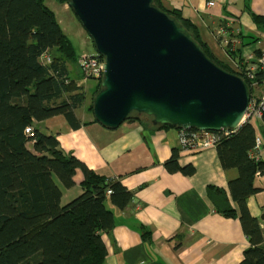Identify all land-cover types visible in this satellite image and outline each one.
<instances>
[{"label": "trees", "instance_id": "16d2710c", "mask_svg": "<svg viewBox=\"0 0 264 264\" xmlns=\"http://www.w3.org/2000/svg\"><path fill=\"white\" fill-rule=\"evenodd\" d=\"M154 2L177 19L215 63L241 77L240 69L219 59L198 26L180 9H169L160 0ZM253 18L258 25L264 21V16L257 14ZM225 48L243 68L246 58L234 49L231 39ZM96 56L104 60L102 55ZM79 57L46 0H0V264H101L107 254L102 236L115 224L109 204L124 208L133 198V191L120 179L98 174L66 152L56 135L34 126L57 115L64 116L73 129L89 123L76 114L86 101L84 87L77 79L86 76H74L69 64H78ZM101 78L94 96L100 90ZM89 110L93 111L92 103ZM151 120L138 113L126 119L145 126L171 127ZM28 126L33 128V136L26 133ZM255 141V129L245 122L227 135L221 134L216 143L222 166L238 170L229 187L250 241L242 264H264L260 223L247 206L248 196L259 191L254 186L256 172L264 174V160L250 156ZM178 158L174 149L166 161L168 170L192 174L194 166H180ZM79 170L83 173L81 192L63 203L61 185L73 187ZM208 193L214 199L222 196L223 203H216L219 212L236 215L226 205L223 190L209 186Z\"/></svg>", "mask_w": 264, "mask_h": 264}, {"label": "crops", "instance_id": "0c3cea01", "mask_svg": "<svg viewBox=\"0 0 264 264\" xmlns=\"http://www.w3.org/2000/svg\"><path fill=\"white\" fill-rule=\"evenodd\" d=\"M50 1L57 10L47 0L46 4L66 33L63 18H75L70 15L73 11L68 3ZM160 1L169 9H180L198 26L216 56L235 67L236 56L232 57L220 42L217 31L222 27L230 33L233 47L241 57L256 56L264 48V21L258 25L253 18V14L264 16V0H213L214 6L208 5L209 0ZM79 35L86 47L89 37L82 27ZM83 53L86 52L78 55ZM79 76L82 75L79 73ZM89 78L98 81V77ZM77 80L86 93L84 83L88 78ZM95 90L88 105L84 103L76 110L82 122L89 123L73 129L64 116L57 115L35 122L34 126L46 134L56 135L66 152L77 156L98 174L120 179L133 191L126 207L109 204L115 224L110 233L102 236L107 254L101 264H242L250 241L240 220L239 204L229 187L230 181L238 177V170L222 166L216 145L200 150L184 147L179 128L145 126L139 121H124L117 128H108L95 117H82L86 110L90 111ZM174 149L179 152L180 166H194L192 174L168 170L166 161ZM260 160H264V150ZM82 179L83 173L79 170L73 188H66L68 199L81 192ZM209 186L225 192L226 205L236 211L235 216H226L217 210L216 203H223L222 196L218 194L216 199L210 196ZM254 186L259 191L248 196L247 206L259 220L262 231L264 174L261 171L255 174ZM64 194L62 202L66 203L69 200H63Z\"/></svg>", "mask_w": 264, "mask_h": 264}, {"label": "water", "instance_id": "95a60500", "mask_svg": "<svg viewBox=\"0 0 264 264\" xmlns=\"http://www.w3.org/2000/svg\"><path fill=\"white\" fill-rule=\"evenodd\" d=\"M67 3L104 57L92 101L97 122L117 128L138 113L182 130L232 131L245 123L246 81L215 63L154 0Z\"/></svg>", "mask_w": 264, "mask_h": 264}, {"label": "built area", "instance_id": "2783aa9c", "mask_svg": "<svg viewBox=\"0 0 264 264\" xmlns=\"http://www.w3.org/2000/svg\"><path fill=\"white\" fill-rule=\"evenodd\" d=\"M215 1L209 0L208 5L214 6ZM220 35V42L224 46H228L230 43V35L227 29L221 28L218 31ZM48 60L49 56L45 55ZM44 58V59H45ZM43 61V60H42ZM246 64L243 68L237 65L240 69L241 77L249 81L250 87V103L248 110L245 114L244 122L250 123L256 132V141L254 147L251 149V156L254 157L256 161L260 160L264 150V48L260 49L258 55L254 56L250 54L245 59ZM80 69L84 75L89 77H100L102 75L103 62L100 58L96 56H90L86 53L80 55L78 59ZM261 87L263 90L258 91ZM26 133L30 136L34 135L33 128L31 126L26 127ZM181 133V142L184 147L196 148L198 150L204 149L206 147L215 146L218 137L221 134L227 135L230 130L224 131H209V130H195L189 134ZM107 193H111L108 190ZM264 238V225L261 231Z\"/></svg>", "mask_w": 264, "mask_h": 264}, {"label": "rangeland", "instance_id": "374dc122", "mask_svg": "<svg viewBox=\"0 0 264 264\" xmlns=\"http://www.w3.org/2000/svg\"><path fill=\"white\" fill-rule=\"evenodd\" d=\"M47 2L49 3V6L50 7H52V8H54V9H56L57 10V7H56V5H52L51 4V1L50 0H47ZM71 15V17H75V18H73V19H75V20H73V19H71L70 20V18L69 17H64L63 18V21H64V23H63V26H64V28H65V31H66V33H67V35L69 36V38L72 40V42H73V45H74V49H75V51H76V53L77 54H80L82 51H84V52H86V54H88V55H90V56H96V49H95V47H94V45H93V42H92V40H90L91 39V37L89 36V34L86 32V30L84 29V27L82 26V24H81V22L79 21V19L77 18V16L74 14V12H73V14L71 13L70 14ZM73 15V16H72ZM68 19V20H67ZM69 24V25H68ZM80 27H82L84 30H85V33L87 34V37H89L88 38V45L85 47L83 44H82V42H83V39L81 38V35H79V29H80ZM89 52H92L93 54H90ZM97 57V56H96ZM98 58H100V57H98ZM219 58V57H218ZM101 59V58H100ZM220 59V58H219ZM102 61H103V59H101ZM222 60V59H221ZM223 61V60H222ZM225 62V61H224ZM78 64H79V62H78ZM78 64H69V67L73 70V74H74V76H77V74L79 75V73L82 75V74H84L83 72H82V70L78 67V66H80V65H78ZM232 67H235V65H231ZM235 68H237V66L235 67ZM87 83H84L85 84V88H86V95H87V97H86V101H85V104L86 105H88V103L90 102V100H91V97H92V94H93V91L95 90L94 88L97 86V84H98V81L95 79V78H88V80L86 81ZM261 90H263V87H261L258 91L260 92ZM86 114H82L81 116L82 117H85V118H89V115L90 116H92V117H94V114H93V112H90V111H88V110H86ZM90 113V114H89ZM61 185V184H60ZM61 187H62V189H63V193H65L64 194V198H63V200L64 201H67V200H71V199H68L69 197H67V195H68V192H65L66 191V188L63 186V185H61ZM71 188H73V187H71ZM71 188H69V189H71ZM77 195H79V194H77ZM77 195H71V197L70 198H74L75 196H77Z\"/></svg>", "mask_w": 264, "mask_h": 264}]
</instances>
